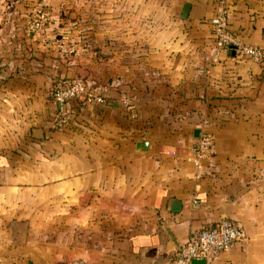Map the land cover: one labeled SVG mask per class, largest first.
<instances>
[{
    "label": "crops",
    "instance_id": "0c3cea01",
    "mask_svg": "<svg viewBox=\"0 0 264 264\" xmlns=\"http://www.w3.org/2000/svg\"><path fill=\"white\" fill-rule=\"evenodd\" d=\"M38 1L0 0V264H165L222 217L244 235L217 262L264 264V59L213 62L209 23L224 7L241 41L264 43V0H112L94 16L47 0L36 36ZM72 76L104 102L54 104ZM201 129L213 144L196 174Z\"/></svg>",
    "mask_w": 264,
    "mask_h": 264
},
{
    "label": "built area",
    "instance_id": "2783aa9c",
    "mask_svg": "<svg viewBox=\"0 0 264 264\" xmlns=\"http://www.w3.org/2000/svg\"><path fill=\"white\" fill-rule=\"evenodd\" d=\"M47 0H39L34 8L35 16H30L26 22L25 32L31 35H41L43 32L46 12L43 6ZM212 29V47L210 59L217 62L221 53L229 50L233 45L234 53L253 59H264V43L253 44L241 41L227 24L224 7H219L210 18ZM69 51H74L71 45ZM83 95V101L102 104L104 98L95 87H89L82 78H75L70 82L58 83L51 92L52 101L61 104L66 99ZM58 121L65 120V113L58 110ZM213 144V135L206 129H201L189 146L188 159L198 173L200 165L209 155ZM243 229L228 218H220L210 225L200 227L191 233L180 245L178 251L165 264H190L191 259L204 260V264H221L217 262L219 253L226 250L231 243L243 237ZM69 264H85L81 259H74Z\"/></svg>",
    "mask_w": 264,
    "mask_h": 264
},
{
    "label": "rangeland",
    "instance_id": "374dc122",
    "mask_svg": "<svg viewBox=\"0 0 264 264\" xmlns=\"http://www.w3.org/2000/svg\"><path fill=\"white\" fill-rule=\"evenodd\" d=\"M86 2H87V6L85 7V10H86L85 13H87V15H89V12L93 16H94V14L100 15V14H102V12L103 13H112V11L114 9V7L112 5V0H86ZM87 7H90V11H89V8H87ZM119 10H120V8L118 9V11ZM162 10L163 11L166 10V11H169L170 13H172L171 12L172 8L168 4H165V6H162ZM74 14L79 15V13L77 11ZM93 16H91L90 19L84 18L85 20H83V22H85V23L80 22V24L82 25L80 28L83 31L84 35L89 34L88 28L90 29L89 25L92 24L91 19ZM89 20H90V22H88ZM105 24H107V23H105ZM83 26H86V28L83 29L82 28Z\"/></svg>",
    "mask_w": 264,
    "mask_h": 264
},
{
    "label": "trees",
    "instance_id": "16d2710c",
    "mask_svg": "<svg viewBox=\"0 0 264 264\" xmlns=\"http://www.w3.org/2000/svg\"><path fill=\"white\" fill-rule=\"evenodd\" d=\"M209 23H210V21H209ZM210 27H211V24H210ZM211 36H212V29H211ZM237 54V53H236ZM239 56H242V55H239ZM250 58V57H249ZM253 59V58H252ZM263 58H257V59H255V60H262ZM75 78H79V76H72V77H60L59 79H57L55 82H54V84L52 85V88H51V92H52V90H53V88L58 84V83H65V82H70L71 80H73V79H75ZM84 80V79H83ZM85 82H86V84L89 86V87H94L92 84H91V82H89V81H86V80H84ZM50 97H51V93H50ZM80 97H82V99H83V95H78V96H75V97H71V98H68V99H66L63 103H66V102H68L70 99H78V98H80ZM51 99H52V97H51ZM82 99H80L81 100V103L83 102V100ZM53 102V101H52ZM54 103V102H53ZM55 104V103H54Z\"/></svg>",
    "mask_w": 264,
    "mask_h": 264
},
{
    "label": "water",
    "instance_id": "95a60500",
    "mask_svg": "<svg viewBox=\"0 0 264 264\" xmlns=\"http://www.w3.org/2000/svg\"><path fill=\"white\" fill-rule=\"evenodd\" d=\"M188 7H189L188 2H184L183 5H182V8H181V11H180V16L181 17H185L186 16ZM229 48H230V53H233L234 52L233 45H229ZM194 133H195L194 134L195 136L198 135L197 131H195ZM171 200H173V199H171ZM190 264H204V260L202 258H200V259H191L190 260Z\"/></svg>",
    "mask_w": 264,
    "mask_h": 264
}]
</instances>
